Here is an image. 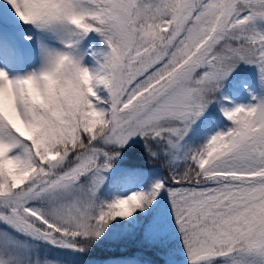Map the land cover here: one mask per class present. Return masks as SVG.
<instances>
[{"label": "snow or ice", "instance_id": "1", "mask_svg": "<svg viewBox=\"0 0 264 264\" xmlns=\"http://www.w3.org/2000/svg\"><path fill=\"white\" fill-rule=\"evenodd\" d=\"M133 143L166 174L125 194ZM127 234L264 264V0L0 2V264H143L94 256Z\"/></svg>", "mask_w": 264, "mask_h": 264}, {"label": "trees", "instance_id": "2", "mask_svg": "<svg viewBox=\"0 0 264 264\" xmlns=\"http://www.w3.org/2000/svg\"><path fill=\"white\" fill-rule=\"evenodd\" d=\"M97 42H99L98 37ZM246 71H248L255 80L254 70L246 69ZM129 149L130 150L125 151L124 158L120 160V163H117L120 164L117 166L127 168L132 174L140 173L143 177L146 174L149 175L154 173L156 170L163 169L160 168L157 163L148 161L146 154L143 152L142 144L133 143L129 146ZM114 167L116 168V166ZM163 172L166 174L165 169H163ZM175 245L177 249H179V243ZM111 253H119L129 257L139 258L143 261V264H156L158 258L157 255L153 253L152 249L147 247L144 241L135 234H127L125 236L118 237L117 239L109 237L103 244L100 245L94 256L99 257ZM93 260L98 263L96 259Z\"/></svg>", "mask_w": 264, "mask_h": 264}, {"label": "rangeland", "instance_id": "3", "mask_svg": "<svg viewBox=\"0 0 264 264\" xmlns=\"http://www.w3.org/2000/svg\"><path fill=\"white\" fill-rule=\"evenodd\" d=\"M0 2H2V0H0ZM21 39H22V37H21ZM23 70L27 71L29 69L27 67H25ZM247 85L248 86L241 85V88L238 91L231 90V94L233 95V102L234 103H236V104H247L251 101V96L253 94H257V95L261 94L260 89L257 88L255 82H253V80L250 79L249 77H248ZM225 124H227V122H222L219 125L222 127ZM153 176H154L153 179H155L156 176L154 174H153ZM148 179H150V178H148ZM151 181L152 180L150 179V182ZM140 183L141 182L138 178L125 175L124 178L122 179V182L120 183V186L117 188V190L124 191L125 194H126V190H140L143 188L140 185ZM173 236H175V235H173ZM174 239H176V237H174ZM173 243H174V241H173ZM70 255H72V254L67 253V251L65 250L64 257H68Z\"/></svg>", "mask_w": 264, "mask_h": 264}]
</instances>
